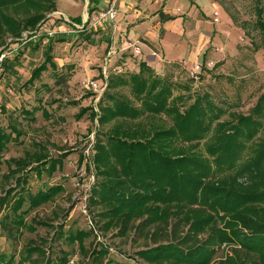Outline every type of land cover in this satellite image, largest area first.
<instances>
[{"label":"trees","instance_id":"obj_1","mask_svg":"<svg viewBox=\"0 0 264 264\" xmlns=\"http://www.w3.org/2000/svg\"><path fill=\"white\" fill-rule=\"evenodd\" d=\"M99 2L89 0L90 13L100 7ZM255 9V28L264 41V0H256ZM54 11L56 0H0V49L8 47V40H20L25 31L32 33L30 38L37 36L36 30ZM175 18L166 16L164 22ZM75 21L82 23V18ZM54 41L49 36L44 61L34 69L30 84L49 67L58 68ZM19 59L18 54L7 56L3 74L13 71ZM122 87L130 88L132 98L119 91ZM180 87L172 70L161 74L143 60L138 71L110 75L98 110L94 105L81 107L78 117L90 112L99 126L89 205L101 207V228H118L122 235L133 228L148 237L154 245L136 254L149 264H264V136L260 137L264 92L249 113L233 112L223 119L227 108L210 94H198L186 104L191 98L176 94ZM12 132L0 124L1 151L22 135L18 131L13 137ZM6 162L19 189L0 197V211L6 205L11 209L12 215H5L9 234L35 231L26 215L54 200L64 187L55 184L33 193L26 188L29 173L52 175L63 161L41 149ZM59 228L62 236L64 225ZM92 234L77 229L68 238L86 253L85 239ZM92 254L93 262L102 263L109 248L101 246ZM70 260L68 251L51 257L43 245L26 246L18 261L0 254V264H70ZM108 264L128 263L110 259Z\"/></svg>","mask_w":264,"mask_h":264},{"label":"rangeland","instance_id":"obj_2","mask_svg":"<svg viewBox=\"0 0 264 264\" xmlns=\"http://www.w3.org/2000/svg\"><path fill=\"white\" fill-rule=\"evenodd\" d=\"M56 1L57 11L47 15L37 36L31 38L32 42L29 41L31 34L28 32L17 41L11 42L7 38L10 41L7 47L10 56L18 54L20 59L13 71L5 70L0 80V124L7 132H12L16 127L22 135L9 142L3 151L0 150V197L5 196L7 190H12V194L19 190L18 181L11 175L7 159L24 158L27 152L41 149L53 158L60 157L63 165L52 175L47 172H43L41 176L35 172L29 173L27 190L35 193L55 184H61L64 190L54 200L26 215L27 222L36 227L35 231L24 229L22 233L16 231L9 234L5 215L11 214V209L6 205L0 211V254L13 255L18 261L26 246L43 245L51 257L60 255L62 250L68 251L76 264H108L110 259L128 264H149L136 254L139 249L154 245L148 237L133 228L124 235L119 233L118 228H101V207L95 204L89 205L90 213L102 232L99 235L93 233L85 239L86 253L77 242L71 243L68 238L77 229L90 230L76 198L80 192L76 180L82 176L84 181H88L91 171L95 174L97 172L93 157L98 121L92 120L90 112L81 118L78 115L81 107L94 105L98 110V101L95 93L85 87L84 82L95 79L99 87L104 84L101 71L110 47L115 45L117 25L122 20L117 16L115 21L95 26L91 23V19L99 10L106 8L109 2H116L119 15V0H100V7L93 13L89 11V0ZM138 2L139 4L137 0H128L127 3H134L133 9L144 10L148 15L158 14L155 20L151 17L147 19L150 21L149 24L144 23L145 29L157 25L158 21L164 22V17L169 15L183 17L180 24L173 22L165 38L162 24L153 26L156 33L154 39L146 40L147 43L142 42L141 45L142 56L151 55L149 61L157 71L164 68L162 56L169 62L179 61L175 64L166 63L161 74L166 70L173 71L175 81L181 85L176 94L183 93L188 99L191 98L186 104L191 103L196 95L208 93L214 102L227 108L223 119H229L233 112L247 114L251 111L264 92V41L255 28L256 0ZM215 10L219 11L217 17L214 15ZM77 17L82 18V23L75 21L79 27L73 24ZM86 19L89 22L83 32ZM84 33L90 35V38L86 39ZM49 36L55 39L53 56L58 68L49 67L39 79L30 84L34 69L44 61ZM17 47L18 50L15 49ZM191 52H199L198 57L193 59ZM140 60L141 58L135 63ZM123 61L124 59L116 56L109 67L114 64L124 65L128 69L127 73L133 72ZM197 62L203 67L199 79L190 74V68ZM209 62L213 63L212 67L207 64ZM119 91L132 98L129 87L119 88ZM26 111L32 114L28 115ZM162 119L168 122L167 119ZM17 132H12L13 137H16ZM263 136L264 129L260 133V137ZM89 147L93 148V152L89 150L90 155L87 156L86 150ZM250 150L251 148L248 149V154ZM60 225H64L62 236L58 235ZM101 246H107L109 254L102 263H95L92 252ZM223 254L224 251L219 255ZM37 257L38 254L33 255V259H38ZM41 261L39 259L38 263ZM24 264L31 262L26 261Z\"/></svg>","mask_w":264,"mask_h":264},{"label":"built area","instance_id":"obj_3","mask_svg":"<svg viewBox=\"0 0 264 264\" xmlns=\"http://www.w3.org/2000/svg\"><path fill=\"white\" fill-rule=\"evenodd\" d=\"M214 15L216 17L219 16V11L215 10ZM117 16H118V9L116 7V2H111V3H109V5L106 8L98 11V14L91 19V23L95 26V25L100 24L102 22L115 21L117 19ZM86 21H87V19H86ZM74 25L79 27V25L76 23H74ZM36 31L38 33L39 28ZM25 32H28V31H25ZM24 33H23V36H24ZM28 33L32 34L30 32H28ZM22 37L20 39H22ZM123 42L127 43V48L132 49L133 54L140 55L142 53V48H141L140 44L133 42V41H130V40H126V39H124ZM15 49L18 50L19 48L17 47ZM217 49L220 50V48H217ZM118 51H119V47H117L115 45L111 46L110 50L108 51L105 65L103 66L102 71H101V77L104 80V84L101 87H99V84L95 79H89L88 81L84 82L85 87H87L89 90H91L95 93L96 101H98L100 99L101 95L105 91L110 75H112V74H123V73L127 72V68L124 67V65H115L114 64L111 68L109 67V64H111V62L113 61V58L115 57V55L117 54ZM9 53L10 52L8 51L7 48L5 49L2 47L0 49V80H1L2 75H3L4 60L7 56H10ZM184 62H186V61L184 60ZM207 64L211 67L213 65L212 62H209ZM202 68H203L202 64H200L198 62L195 63L190 68L191 76L195 79H199ZM89 150H91V153H92L93 148L89 147L86 150L87 156L90 155ZM94 184H95V172L93 170L91 171V175H90L88 181H84V178L82 176H80L76 180V186L78 187V189L80 191L76 198L79 201L80 209H81L82 213L86 216V219H87L88 224H89V229L92 230L94 234L99 235L100 231L98 230V226L95 222V219L92 217V215L90 213V208H89V198L92 194ZM69 263L70 264H76V260L74 258H71Z\"/></svg>","mask_w":264,"mask_h":264},{"label":"crops","instance_id":"obj_4","mask_svg":"<svg viewBox=\"0 0 264 264\" xmlns=\"http://www.w3.org/2000/svg\"><path fill=\"white\" fill-rule=\"evenodd\" d=\"M168 1H170V0H168ZM127 2H128V0H119L120 12H119L118 17L120 20H122V22H120L117 25L118 31L116 30V36L114 39L115 46L119 47V51L117 52L115 57L116 56L118 58L121 57L122 59H124L123 64H128L129 68H131L134 71H138L140 61H143V60L147 61V63L152 66V64L149 61L150 58H152V56L147 55L146 57H143L142 56L143 55V49H142V53L140 55L133 54L132 49L127 48V43H124L123 40L124 39L130 40V41L136 42L140 45L142 42H146V40H153L154 35L156 34L154 32L155 30L153 29V26L157 27V26H160L161 24H162L161 25L162 28L165 29V34L163 36V38H165V36L168 34V31H170V28L172 27L173 22H177L178 24H180L182 22L181 20L183 17H178V16L174 15L176 17L174 20H168V21H165L162 23L160 21H158L157 25H152L149 28L145 29L144 23L149 24V21H150L147 19H149L151 17V18H154L153 20H155L156 18H158V14H155L153 16L148 15L144 10H141L138 8L133 9L132 4H134V3H130V5H129ZM140 3H141V1H140ZM137 4H139L138 0H137ZM193 6L195 7L196 5H193ZM166 12H168V11H166ZM131 29L135 30L136 33L132 32ZM131 33L133 34V36H130ZM117 37H119L118 42H117ZM141 48H142V45H141ZM191 53H192L191 57L193 59H196L198 57L199 52L198 53L191 52ZM139 58H141V60L138 63H135L136 60H138ZM113 60H114V58H113ZM162 62L164 63V68H165L166 63H173V62L176 63L179 61L172 60L171 62H169L168 60H165L164 56H162ZM132 64H134V65H132ZM164 68H163V70H164ZM163 70H161V71L156 70V71L161 73Z\"/></svg>","mask_w":264,"mask_h":264},{"label":"water","instance_id":"obj_5","mask_svg":"<svg viewBox=\"0 0 264 264\" xmlns=\"http://www.w3.org/2000/svg\"><path fill=\"white\" fill-rule=\"evenodd\" d=\"M84 22H86V20H84Z\"/></svg>","mask_w":264,"mask_h":264}]
</instances>
